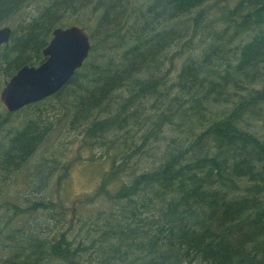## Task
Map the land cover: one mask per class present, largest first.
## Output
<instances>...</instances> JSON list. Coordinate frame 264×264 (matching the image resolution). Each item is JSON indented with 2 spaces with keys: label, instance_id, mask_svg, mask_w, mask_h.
I'll return each instance as SVG.
<instances>
[{
  "label": "trees",
  "instance_id": "16d2710c",
  "mask_svg": "<svg viewBox=\"0 0 264 264\" xmlns=\"http://www.w3.org/2000/svg\"><path fill=\"white\" fill-rule=\"evenodd\" d=\"M34 3L0 47V86L45 61L61 9L92 5L105 37L87 27L90 55L58 93L0 108V264H264V0H0V26ZM50 99L94 144L149 127L120 143L94 196L109 209L75 233L43 194L60 160L35 161L54 127L30 109ZM19 176L32 189L11 194Z\"/></svg>",
  "mask_w": 264,
  "mask_h": 264
},
{
  "label": "rangeland",
  "instance_id": "374dc122",
  "mask_svg": "<svg viewBox=\"0 0 264 264\" xmlns=\"http://www.w3.org/2000/svg\"><path fill=\"white\" fill-rule=\"evenodd\" d=\"M68 6V5H67ZM38 3H34L32 6L22 10L14 17L10 18L4 25L11 26L14 30L20 31V24L29 22L33 17L37 16L41 9ZM92 5L85 11L83 9L73 10H60L62 19V25H71L74 23H82L81 25L88 27L89 29L97 26V21L101 17L102 12L97 15L92 10ZM101 30V29H100ZM95 28L94 32L97 35L95 44H100L105 37L104 32ZM99 32H101L99 34ZM92 35V33H91ZM102 45L98 47L101 48ZM6 80V72L3 70L0 73V83ZM5 84V83H4ZM4 85L0 86V93ZM145 106L151 110L153 103L146 101ZM0 108L3 110V105L0 100ZM41 108L43 110L42 119L40 123L48 124L52 122L54 127L50 133V136L45 140V143L40 147L36 153L39 161L41 155L48 158L57 157L60 160L57 166L56 173L49 181V185L44 190V195L49 199H53L59 203L66 210V220L72 224V232L75 233L77 227H80L86 220H90L97 217L101 211L109 209V203L104 196L98 198L94 197L97 189L102 181V177L105 172L112 166L113 160L116 159V163L122 161L123 156L120 152L123 149V145H120L123 141L132 142L130 136L135 134V140L141 138V133L145 134L149 127L143 126L144 129L141 133H138L136 127H131L128 130L121 131L117 139H113L117 135L110 134L107 137L106 143L99 141L97 144L91 143V140L86 138L87 133L84 128H78L76 130H69V126L72 123V117L66 115V109L59 102L58 99H50L47 102L42 103L39 107H33L28 110L32 113V110ZM7 111V110H6ZM152 113H149L151 115ZM20 119H17L19 124ZM9 130L14 127L7 125ZM163 128V127H162ZM161 127L158 128L161 133ZM131 131V132H127ZM122 139L120 138V136ZM114 140V141H113ZM90 142V143H88ZM163 142L152 140L145 149L149 154L152 150L159 152ZM117 155V157H115ZM154 157L151 155L134 157L131 164L139 162L143 165H148L153 162ZM68 167V168H66ZM25 177L19 176L18 181L10 187L11 194H17L20 192H30L32 188L25 187L22 183ZM30 184L29 182H26ZM118 184L114 183L110 187L115 190ZM33 186V185H31ZM35 188V186H34ZM34 190V189H33Z\"/></svg>",
  "mask_w": 264,
  "mask_h": 264
},
{
  "label": "water",
  "instance_id": "95a60500",
  "mask_svg": "<svg viewBox=\"0 0 264 264\" xmlns=\"http://www.w3.org/2000/svg\"><path fill=\"white\" fill-rule=\"evenodd\" d=\"M43 50L45 61L38 66L25 65L5 84L0 93L4 108L16 112L58 93L82 67L92 49L91 33L87 27L74 23L58 26ZM12 28H0V46L9 44Z\"/></svg>",
  "mask_w": 264,
  "mask_h": 264
},
{
  "label": "flooded vegetation",
  "instance_id": "af4514ba",
  "mask_svg": "<svg viewBox=\"0 0 264 264\" xmlns=\"http://www.w3.org/2000/svg\"><path fill=\"white\" fill-rule=\"evenodd\" d=\"M5 26H9V25H4V26H0V28H2V27H5ZM11 27V26H10ZM12 28V27H11ZM13 33H14V29L12 28V36H13ZM53 37V36H52ZM11 39H12V37H11ZM11 39H10V41H11ZM5 45H8V44H2L0 47H3V46H5Z\"/></svg>",
  "mask_w": 264,
  "mask_h": 264
},
{
  "label": "bare ground",
  "instance_id": "6f19581e",
  "mask_svg": "<svg viewBox=\"0 0 264 264\" xmlns=\"http://www.w3.org/2000/svg\"><path fill=\"white\" fill-rule=\"evenodd\" d=\"M71 25H72V24H71ZM69 26H70V25H69ZM52 36H53V34H52ZM51 39H52V38H51ZM50 41H51V40H50ZM91 41H92V40H91ZM46 47H47V46H46ZM46 47H45V48H46ZM45 48H44V49H45ZM44 49H43V50H44ZM86 60H87V59H86ZM86 60H85V61H86ZM84 63H85V62H84ZM26 65H29V64H26ZM83 65H84V64H83ZM83 65H82V67H83ZM24 66H25V65H24ZM30 66H38V65H30ZM22 67H23V66H22ZM22 67H21V68H22ZM79 69H80V68H79ZM79 69H78V70H79ZM39 102H40V101H39ZM3 107H4V106H3ZM4 109H5V108H4ZM5 110H6V109H5ZM20 110H21V109H20ZM7 111H8V110H7ZM9 112H10V111H9Z\"/></svg>",
  "mask_w": 264,
  "mask_h": 264
}]
</instances>
